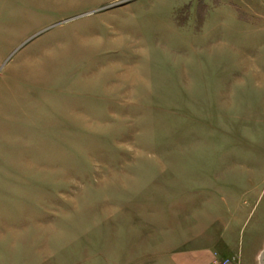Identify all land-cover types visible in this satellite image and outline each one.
Wrapping results in <instances>:
<instances>
[{
    "label": "rangeland",
    "instance_id": "374dc122",
    "mask_svg": "<svg viewBox=\"0 0 264 264\" xmlns=\"http://www.w3.org/2000/svg\"><path fill=\"white\" fill-rule=\"evenodd\" d=\"M197 245L264 264V0H0V264Z\"/></svg>",
    "mask_w": 264,
    "mask_h": 264
},
{
    "label": "crops",
    "instance_id": "0c3cea01",
    "mask_svg": "<svg viewBox=\"0 0 264 264\" xmlns=\"http://www.w3.org/2000/svg\"><path fill=\"white\" fill-rule=\"evenodd\" d=\"M213 255L212 250L197 245L187 250L173 251L158 260H144L136 264H210L213 260Z\"/></svg>",
    "mask_w": 264,
    "mask_h": 264
},
{
    "label": "built area",
    "instance_id": "2783aa9c",
    "mask_svg": "<svg viewBox=\"0 0 264 264\" xmlns=\"http://www.w3.org/2000/svg\"><path fill=\"white\" fill-rule=\"evenodd\" d=\"M210 264H239V262L236 259L229 260L215 258Z\"/></svg>",
    "mask_w": 264,
    "mask_h": 264
}]
</instances>
